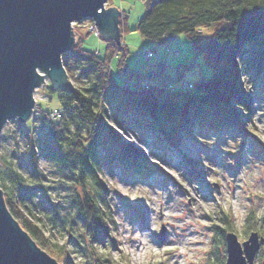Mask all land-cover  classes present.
Returning a JSON list of instances; mask_svg holds the SVG:
<instances>
[{
  "label": "trees",
  "instance_id": "1",
  "mask_svg": "<svg viewBox=\"0 0 264 264\" xmlns=\"http://www.w3.org/2000/svg\"><path fill=\"white\" fill-rule=\"evenodd\" d=\"M143 2L144 15L136 27L143 38L163 41L184 34L193 43L196 54L207 55L214 72L210 78L193 84L183 81L178 85L157 87L149 81L163 77L166 63L161 62L159 67L147 70L131 67L127 45L123 43L118 48L112 41L113 56L118 60L117 74L124 76L123 82H119L112 74L113 66L98 53L85 51L76 37L74 47L63 55L69 78H81L82 75H95L96 78L90 84L73 83L70 90L60 92L62 109L44 113L38 107L35 111V122L46 126L52 138L58 137L62 148H42L41 142L34 139L28 148L34 162L41 152L49 162L69 169L71 180L78 188L70 197L72 212L67 215L59 212L47 195L49 185L36 188L24 173L18 171L12 159L2 158L4 166L0 168V187L8 210L37 245L60 264H80L74 257L76 247L82 249L85 256L88 254L83 264H121L113 257V252L119 248L114 200L101 177L102 132L117 146L108 157V163L117 162L142 178L160 172L143 150L134 142L124 140L106 122L109 112L104 101L109 87L119 86L138 103L144 120L143 125H135V129L143 135H154L164 155L167 151L179 150L196 131L213 133L235 129L245 134L254 119V95L246 80L257 81L264 73V6L257 0ZM121 12L120 24L127 18L126 12ZM212 24H215L213 34L207 39L201 31ZM119 52L123 54L119 55ZM74 69H80L77 76ZM181 75L179 73L178 78ZM184 83L190 87H181ZM50 91L54 90L50 88ZM54 111L60 112V116L52 117ZM22 125L29 130V135L34 134L31 128L24 123L20 127ZM86 128L89 131L84 136ZM183 162L192 166L188 158ZM40 195L44 199L40 204L49 202L53 207L47 220L39 212L41 205L37 199ZM219 221L223 227H212V230L221 232L218 242L224 245L225 234L233 232L235 225L224 212ZM260 221L264 222V217ZM78 223L83 229L82 240L74 231ZM246 225L245 235L261 230L254 212L247 216ZM55 229L64 233L62 243L54 239L52 230Z\"/></svg>",
  "mask_w": 264,
  "mask_h": 264
},
{
  "label": "rangeland",
  "instance_id": "2",
  "mask_svg": "<svg viewBox=\"0 0 264 264\" xmlns=\"http://www.w3.org/2000/svg\"><path fill=\"white\" fill-rule=\"evenodd\" d=\"M111 6L124 9L127 15L120 26L129 65L147 70L159 67L161 62L166 63L163 77L150 79V83L157 87L178 85L183 81L193 84L213 75L214 67L207 61V55L196 54L186 35L154 41L143 38L136 31L145 11L143 0L107 1L105 8ZM88 21L74 23V30L81 35H76L77 39L85 51L98 53L112 65L114 78L123 82L124 76L116 71L118 60L113 56L112 41L91 32V22ZM214 25L202 29L205 38L212 37ZM147 51H152L153 57L146 59L144 53ZM73 71L75 76L80 73V69ZM179 73L182 75L178 78ZM95 78V75H82L69 79L73 85L90 84ZM246 85L254 95L255 114L245 134L235 129L213 133L196 131L179 150L167 151L166 155L154 135H143L135 129L143 125L144 118L133 97L119 86L108 88L104 101L109 112L106 122L124 140L134 142L157 166L155 169L160 170L142 178L117 162L108 163V157L117 146L102 132L101 177L112 193L118 225L115 234L119 248L113 252L115 260L121 264H222L227 255L226 243L219 244L221 232L212 230V227H223L219 221L222 212L234 221V232L240 241L247 238L246 219L251 212H254L256 223L264 234V222L260 221L264 217V73L257 81L246 80ZM50 86L51 83L35 94L37 105L44 113L63 108L60 92L50 91ZM20 124L23 123L17 119L9 120L0 135V168L4 166L2 158L12 159L18 171L24 173L36 188L49 185L47 195L59 212L63 215L71 213L70 197L78 188L71 180L69 169L49 162L41 152L34 162L28 150L32 139L40 141L42 148L48 146L59 150L62 148L60 139L52 138L46 126L36 123L34 114L24 122L34 134L29 135V130ZM88 131L89 128L83 130L84 136ZM184 158H188L192 166L184 163ZM37 200L40 204L43 196ZM40 205L39 212L47 220L53 207L49 202ZM162 227L166 229L163 242L156 237ZM74 231L82 240L81 223L74 227ZM52 233L56 241L63 242V232L55 229ZM75 250V261L83 264L88 254L85 256L77 247ZM254 263L264 264V245Z\"/></svg>",
  "mask_w": 264,
  "mask_h": 264
},
{
  "label": "water",
  "instance_id": "3",
  "mask_svg": "<svg viewBox=\"0 0 264 264\" xmlns=\"http://www.w3.org/2000/svg\"><path fill=\"white\" fill-rule=\"evenodd\" d=\"M107 1L0 0V135L9 120L24 123L35 114L37 89L49 83L58 92L72 88L63 55L74 47L76 35L81 37L73 23L92 20L100 38L120 44L122 10L105 8ZM156 237L163 242L166 229ZM225 243L224 264H255L264 237L254 231L241 242L235 232H227ZM0 264H60L10 213L1 187Z\"/></svg>",
  "mask_w": 264,
  "mask_h": 264
},
{
  "label": "built area",
  "instance_id": "4",
  "mask_svg": "<svg viewBox=\"0 0 264 264\" xmlns=\"http://www.w3.org/2000/svg\"><path fill=\"white\" fill-rule=\"evenodd\" d=\"M81 22H82V21H81ZM88 22H91L90 31H91V32H96V33L98 34V27H97V25L95 24V22L92 21V20H90V21H88ZM78 23H80V22H78ZM119 45H120V46L123 45L122 40H121V42H120ZM119 45H117L118 48H120ZM151 56H152V53H151L150 51H147L146 53H144V57H145L146 59L151 58ZM42 74H43V73H42ZM180 86H181V87H186V88H188V87H190V84H186V83H184V84H182V85H180ZM38 91H39V89H37L36 92H38ZM35 94H36V93H35ZM51 115H52V117L56 118V117H59V116H60V112H58V111H54V112H52Z\"/></svg>",
  "mask_w": 264,
  "mask_h": 264
},
{
  "label": "flooded vegetation",
  "instance_id": "5",
  "mask_svg": "<svg viewBox=\"0 0 264 264\" xmlns=\"http://www.w3.org/2000/svg\"><path fill=\"white\" fill-rule=\"evenodd\" d=\"M255 231H256V230H255ZM233 232H234V231H233ZM251 232H254V230H253V231H251ZM251 232H250V233H251ZM256 232H258V233H259V236H262V237H264V234H261V233H262V232H261V230H260V231H258V230H257ZM250 233H249V234H250ZM236 234H237V233H236ZM249 234L247 235V238H246L245 240H247V239H248V237H249ZM245 240H243V241H245ZM243 241H241V242H243ZM263 245H264V244H263ZM263 245H261V247H260V250H261V248H262V246H263ZM260 250H259V251H260ZM258 253H259V252H258ZM258 253H257V255H258ZM257 255H256V257H257ZM255 259H256V258H255Z\"/></svg>",
  "mask_w": 264,
  "mask_h": 264
},
{
  "label": "snow or ice",
  "instance_id": "6",
  "mask_svg": "<svg viewBox=\"0 0 264 264\" xmlns=\"http://www.w3.org/2000/svg\"><path fill=\"white\" fill-rule=\"evenodd\" d=\"M257 2L264 6V0H257Z\"/></svg>",
  "mask_w": 264,
  "mask_h": 264
},
{
  "label": "bare ground",
  "instance_id": "7",
  "mask_svg": "<svg viewBox=\"0 0 264 264\" xmlns=\"http://www.w3.org/2000/svg\"><path fill=\"white\" fill-rule=\"evenodd\" d=\"M72 26L74 27V23L72 24ZM145 227H147V226H145ZM146 230H148V228L147 229H144L143 231H146ZM144 237H146V236H144Z\"/></svg>",
  "mask_w": 264,
  "mask_h": 264
},
{
  "label": "crops",
  "instance_id": "8",
  "mask_svg": "<svg viewBox=\"0 0 264 264\" xmlns=\"http://www.w3.org/2000/svg\"><path fill=\"white\" fill-rule=\"evenodd\" d=\"M120 10H124V9H120Z\"/></svg>",
  "mask_w": 264,
  "mask_h": 264
},
{
  "label": "clouds",
  "instance_id": "9",
  "mask_svg": "<svg viewBox=\"0 0 264 264\" xmlns=\"http://www.w3.org/2000/svg\"><path fill=\"white\" fill-rule=\"evenodd\" d=\"M37 107H38V105H37ZM36 111V110H35Z\"/></svg>",
  "mask_w": 264,
  "mask_h": 264
}]
</instances>
